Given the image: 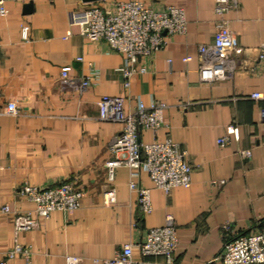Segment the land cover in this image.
<instances>
[{"label":"crops","instance_id":"0c3cea01","mask_svg":"<svg viewBox=\"0 0 264 264\" xmlns=\"http://www.w3.org/2000/svg\"><path fill=\"white\" fill-rule=\"evenodd\" d=\"M128 1L155 10L181 8L187 29L139 58L144 71L134 73L126 89L125 55L84 37L81 23L91 4ZM238 1V10L226 18L241 52L229 54L224 76L203 82L199 48L214 41L219 20L214 0H7L8 13L0 16V102L16 103L19 112L0 114V262L20 243L31 251L30 264H70V257L79 259L76 264H102L124 244L143 241L148 230L164 226L171 215L179 241L176 264H223L219 257L228 235L264 228V99L250 98L264 95L257 61L264 44V0ZM72 14L78 15L74 23ZM188 56L192 60L184 62ZM66 66L73 78H90L92 85L86 91L63 85ZM105 95L124 97L127 112H134L140 101L164 103L163 126L156 134L142 129L141 140L169 138L187 152L193 166L191 186L168 195L147 172H139L134 180L150 189L151 213L141 211L127 167L116 172V202L104 204L103 194L111 187L105 170L108 147L123 127L100 119ZM223 138L225 145L219 144ZM241 150L251 157L241 156ZM62 182L84 191L81 206L71 213L54 211L48 219L39 218L37 229L16 233L2 208L35 209L20 197L19 188ZM134 258L141 259L137 248ZM8 264L26 260L16 255Z\"/></svg>","mask_w":264,"mask_h":264},{"label":"built area","instance_id":"2783aa9c","mask_svg":"<svg viewBox=\"0 0 264 264\" xmlns=\"http://www.w3.org/2000/svg\"><path fill=\"white\" fill-rule=\"evenodd\" d=\"M6 2L7 0H0V16L8 13ZM214 8L219 15L214 41L211 45L199 48L201 57L199 74L203 82H213L224 76V63L228 60L229 54L241 52L231 28V21L226 18L228 14L238 10L239 1L214 0ZM82 16L81 33L84 37L90 41H104L113 51L125 55L126 63L122 72L126 89L130 87L133 74L144 71L138 64L139 58H146L164 48L168 44L169 37L183 34L187 29V19L183 9L172 6L155 10L146 7L140 1L108 5L91 4L83 11ZM77 17V14H72L71 21L74 23ZM22 31L27 37L29 28L24 26ZM77 60L82 61V58ZM191 60L192 57L188 56L184 62ZM257 61L264 73V44L260 46ZM70 71L71 67H63L61 72L63 85L80 91H86L92 85L90 78H73ZM250 98L262 100L264 95L253 93ZM165 109L166 105L160 101H154L149 106L140 101L134 112H127L124 97L105 95L101 99L100 119L123 125L120 133L114 137L108 147L109 158L105 163V170L111 187L103 194L105 205H113L116 202L113 182L117 170L122 167H127L131 171L129 186L131 191H137L140 209L144 214L151 213L153 206L150 189L139 186L134 180L140 171L147 172L155 187L167 195L174 188L191 186L193 166L188 162L187 152L178 143L169 138L164 141L155 139L151 143L141 140L142 129L156 134L163 126ZM18 112L16 103L9 102L3 105L0 102V114L16 115ZM262 121L264 122V111ZM227 142V138L219 140L221 145ZM240 155L250 158L251 152L241 150ZM224 182L214 181L213 184ZM19 195L34 203L35 209L12 210L8 205L2 208L3 213L11 215L16 233L37 229L39 218L48 219L54 211L71 213L77 210L85 193L72 182H62L49 187L25 183L19 188ZM178 242L176 224L173 217L168 215L164 226L148 230L144 240L139 243L130 241L124 244L114 258L104 260L102 264H176L175 251ZM136 248L140 252V260L134 258ZM16 255L24 257L26 264H30L31 251L20 243H16L0 264H8V261ZM159 258L162 261L158 260ZM219 258L223 264H264V228L245 235H228ZM68 262L76 264L79 259L70 257Z\"/></svg>","mask_w":264,"mask_h":264},{"label":"water","instance_id":"95a60500","mask_svg":"<svg viewBox=\"0 0 264 264\" xmlns=\"http://www.w3.org/2000/svg\"><path fill=\"white\" fill-rule=\"evenodd\" d=\"M100 0H83L84 3H94V2H98Z\"/></svg>","mask_w":264,"mask_h":264}]
</instances>
